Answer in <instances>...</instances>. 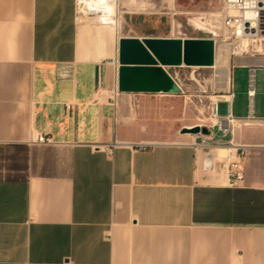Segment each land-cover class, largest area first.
Listing matches in <instances>:
<instances>
[{
    "label": "crops",
    "instance_id": "crops-1",
    "mask_svg": "<svg viewBox=\"0 0 264 264\" xmlns=\"http://www.w3.org/2000/svg\"><path fill=\"white\" fill-rule=\"evenodd\" d=\"M176 2L117 0L111 25L76 20L74 0H0V264H264V183L239 160L228 184L233 134L165 132L172 94L118 89L120 39L182 33ZM225 45L209 67L233 121L232 68L264 53L231 54L229 77Z\"/></svg>",
    "mask_w": 264,
    "mask_h": 264
},
{
    "label": "rangeland",
    "instance_id": "rangeland-1",
    "mask_svg": "<svg viewBox=\"0 0 264 264\" xmlns=\"http://www.w3.org/2000/svg\"><path fill=\"white\" fill-rule=\"evenodd\" d=\"M208 12H211L210 16L204 14ZM216 12H219V15H212ZM221 13L222 0H177L176 9L172 15V24L173 27L177 24L180 25L179 28L182 33L173 35L171 31V36L211 38L221 32ZM193 16L195 18L194 29L187 24L189 17ZM221 38V36L217 38L214 48L218 44H228L230 77L232 45H229L230 41L228 39L223 41ZM166 70L168 74L176 78L180 90L170 96H160L161 99H173L171 104L164 100L165 106L161 120L164 122V126L161 129L165 132L171 131L187 137L194 134L206 135L211 132L220 135L221 131L216 127L214 129L211 127L215 123L212 116V107L216 99L220 95L226 94V92L220 86L219 79L214 76V69L209 66L189 67L178 65L166 67ZM231 74L235 90L233 104L236 118L233 121L222 119L223 128L233 134L234 143L250 145L249 148L238 147L239 160L244 161V166L248 165L251 180L264 183V147L256 146L264 144V120L260 119V123L252 121L255 118H248V114L245 113L249 108L248 98L246 97L247 71L235 66L232 68ZM253 85L254 97L251 103L253 113L256 117L264 118V67L255 69ZM225 110L226 104L220 102L218 106L219 115ZM194 126H198L197 133L184 130V127ZM203 129L206 132H203ZM232 153L234 154V152ZM234 159L223 162L229 165V162Z\"/></svg>",
    "mask_w": 264,
    "mask_h": 264
},
{
    "label": "water",
    "instance_id": "water-1",
    "mask_svg": "<svg viewBox=\"0 0 264 264\" xmlns=\"http://www.w3.org/2000/svg\"><path fill=\"white\" fill-rule=\"evenodd\" d=\"M212 38L174 37L164 39L123 38L119 41L118 89L120 91L174 94L180 87L163 66H211L214 62ZM125 64L147 65L124 67ZM197 133L198 126L184 127ZM203 132H206L203 129Z\"/></svg>",
    "mask_w": 264,
    "mask_h": 264
},
{
    "label": "built area",
    "instance_id": "built-area-1",
    "mask_svg": "<svg viewBox=\"0 0 264 264\" xmlns=\"http://www.w3.org/2000/svg\"><path fill=\"white\" fill-rule=\"evenodd\" d=\"M117 0H74L75 19H94L102 22L104 19L116 18ZM231 14H238V21H231ZM222 24L221 32L213 35L211 38L214 43L219 36L221 39H228L232 46L238 50L247 46L256 45L258 53H264V0H222ZM262 39V40H261ZM258 67H264V62L260 61L249 67L247 78L246 97L248 98V113L254 118L251 109L252 99L254 97V72ZM212 116L217 126L223 129V120L218 114V105L215 101L212 107ZM231 102L228 103V114L226 120L232 119ZM34 140L38 143L48 144L52 142L50 136L39 133ZM231 145V143L229 142ZM112 145L107 147V152H111ZM237 148L235 149V151ZM240 154H234V160L229 162L227 181L230 186H240L244 183V174L242 165L239 161Z\"/></svg>",
    "mask_w": 264,
    "mask_h": 264
},
{
    "label": "bare ground",
    "instance_id": "bare-ground-1",
    "mask_svg": "<svg viewBox=\"0 0 264 264\" xmlns=\"http://www.w3.org/2000/svg\"><path fill=\"white\" fill-rule=\"evenodd\" d=\"M231 21H238V14H231ZM102 23H105V24H111V25H115L116 24V18H111V19H104L103 21H102ZM221 40H225V39H221ZM262 40V39H261ZM225 45V44H224ZM229 45H232V43L231 42H229ZM226 46V45H225ZM248 46H250L249 44H247V46H245V44H243V50L242 51H247L246 49H247V47ZM224 47V46H223ZM255 47V46H254ZM226 48H227V46H226ZM222 46H219V44H218V46L216 45V48H215V58H216V60L218 61V63H219V66L220 67H226V62H225V55L222 53ZM225 50V49H224ZM227 50H228V48H227ZM232 54H236V53H238L239 54V50L238 49H236V48H234L233 46H232ZM228 57V56H227ZM184 65V64H183ZM214 68V67H213ZM217 68V67H216ZM228 70V69H227ZM226 70V71H227ZM217 71V70H216ZM217 75H218V73H217ZM216 75V76H217ZM220 75V74H219ZM218 77H220V76H218ZM221 78V77H220ZM220 78H219V80H220ZM227 80V79H226ZM214 118V117H213ZM250 120V119H249ZM252 120V119H251ZM264 120V119H263ZM214 121H215V118H214ZM228 121H230V120H228ZM247 121V120H246ZM252 121H255V120H252ZM256 122V121H255ZM257 122H259V121H257ZM246 123V122H245ZM260 123V122H259ZM222 124H223V122H222ZM252 124V123H251ZM245 125H247V124H245ZM264 147V145H261V146H259V147ZM238 147H246V148H249L250 147V145H247V144H239V143H233V144H231L230 146H220V147H218V148H223V149H225V161L227 162V161H229L230 159H232V157H233V153H232V151H234L236 148H238Z\"/></svg>",
    "mask_w": 264,
    "mask_h": 264
}]
</instances>
